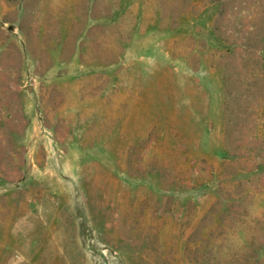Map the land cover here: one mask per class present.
I'll return each mask as SVG.
<instances>
[{"label":"rangeland","instance_id":"obj_1","mask_svg":"<svg viewBox=\"0 0 264 264\" xmlns=\"http://www.w3.org/2000/svg\"><path fill=\"white\" fill-rule=\"evenodd\" d=\"M0 264H264V0H0Z\"/></svg>","mask_w":264,"mask_h":264},{"label":"water","instance_id":"obj_2","mask_svg":"<svg viewBox=\"0 0 264 264\" xmlns=\"http://www.w3.org/2000/svg\"><path fill=\"white\" fill-rule=\"evenodd\" d=\"M29 91H31V88H28Z\"/></svg>","mask_w":264,"mask_h":264}]
</instances>
